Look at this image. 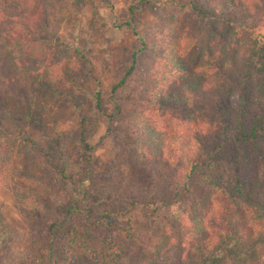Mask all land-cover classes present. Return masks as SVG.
Returning <instances> with one entry per match:
<instances>
[{"label": "trees", "instance_id": "trees-1", "mask_svg": "<svg viewBox=\"0 0 264 264\" xmlns=\"http://www.w3.org/2000/svg\"><path fill=\"white\" fill-rule=\"evenodd\" d=\"M87 4L0 0V65L10 83L0 88V106L14 103L0 118L13 123L11 137L0 131V148L9 153L17 149L12 139L21 141L23 155L14 156L12 164L31 184L17 196L21 212L49 214L42 236L32 239L36 252H29V260L10 257L8 264H126L127 258V264H222L224 259L264 264V43L238 26L249 21L264 30V0L190 1L197 32L206 29L212 35L207 41L219 40L215 57L197 63L196 70L165 56L156 71H146L159 81L146 97L180 109L185 122L206 121L207 128L165 136L131 106L127 88L137 52L111 82H103L96 67L88 70L92 87L84 98L74 70L83 52L64 45L60 30L65 22L75 24ZM113 27L133 28L138 50L147 45L130 20ZM202 67L219 80L206 79ZM31 88L41 97L34 108L21 101L22 91L26 95ZM105 91L115 104L107 131L123 139L132 166L150 172L137 176L132 169L126 178L138 181L130 188L114 168L99 174L93 168L92 140ZM66 103L78 113L77 127L46 140L24 134L15 122L24 116L40 119L38 109ZM174 144L179 158L173 164L163 159L162 148ZM0 229L4 245L8 234ZM172 230L192 235L190 248L174 247L168 237Z\"/></svg>", "mask_w": 264, "mask_h": 264}, {"label": "rangeland", "instance_id": "rangeland-1", "mask_svg": "<svg viewBox=\"0 0 264 264\" xmlns=\"http://www.w3.org/2000/svg\"><path fill=\"white\" fill-rule=\"evenodd\" d=\"M190 1L87 0L86 9L82 10L77 22L75 24L65 22L60 30V39L63 40L64 45L67 47L76 46L83 52V57L77 59L78 63H74V70L80 74L77 77L86 92L84 96L86 101L92 87L88 70L90 72L91 68L96 67L95 71L103 74V82H111L115 80L116 75L122 73L123 69L126 68V64L132 60V54L137 52L134 61L135 68L127 88L134 111L145 119L160 136L173 132L179 133L183 130L191 132L196 127L206 130V121H200L201 123L185 122L182 120L183 111L180 109L161 105L148 98V95L146 97V93L148 94L149 90L155 89L159 83L157 74L149 76L146 71L149 69L152 72L156 71L166 61L165 56L172 55L177 60L190 63L192 66L195 65L196 70L197 63L203 64L202 60L206 63L215 57L219 40L213 38L211 41H207L212 35L210 36L206 29L197 32V25L194 24L197 21V15L190 8ZM127 20L131 21L135 27L134 30H137L146 41L147 45L142 50H138L140 44L133 33V28L126 27V29L118 30L113 27L115 24ZM238 26H242L244 31H251V38L256 37L260 44L264 43V30L257 25L249 21H238ZM199 33L201 34L199 35ZM1 42L2 38H0V45ZM76 57L81 56L77 54ZM87 65L89 68H85ZM206 68H201L205 72L206 79H209L210 82H217L219 79L211 71L207 74ZM4 71L0 65V76L3 80L2 83H4L1 84L0 82V88L10 85L6 78L7 75H3ZM24 93L25 91H22V103H28L31 108L40 104L41 97L36 89L31 88L29 92H26V95ZM13 104L11 100L5 106L8 109ZM5 106L4 108L0 106V118L2 119L5 117L3 116L6 112ZM38 110L41 114L40 119L35 120L30 116H24L15 121L24 134L37 140H46L47 135L56 131L64 132L77 127L78 113L69 103L51 104ZM114 111L115 104L110 99L108 91H105L102 97L101 111L98 112L96 132L92 140V164L98 174L108 171V168H114L122 184L130 188V183H137L138 181L126 178L131 175L132 169H134L133 175L137 174V176L150 174V172L144 167L132 166L130 152L124 145L123 139L118 133L107 131L111 124L109 115ZM12 124V122L0 120V131L5 133L7 137L13 135ZM130 127L135 129L133 132L136 131V126L129 122ZM12 140L16 142V148L21 149V141L15 138ZM17 149L5 153L4 149L0 148V225L6 228L4 230L8 234L5 235L4 233V236H7L6 239L4 238L6 243L0 245V264H8L10 257H14V260L20 258L29 260V255L34 254L38 246L36 242L35 247H31L33 245L32 239L36 236H42L43 220L49 218V214L46 213L28 217L21 212V204L17 201V196L25 191H30L31 184H29L27 177L17 173L12 164L14 156L23 155L22 149L19 152ZM162 150V157L165 161H172L173 164L178 163L179 150L176 144L164 147ZM26 157L24 156L23 159ZM173 169L180 174L181 168L178 170V166H173ZM217 206V203L214 202L213 208L216 209ZM181 219L186 224L188 223L186 217ZM39 223L41 226L37 228ZM168 233L170 242L174 247L176 244H180L187 250L194 242V237L184 232L172 230ZM0 236L2 235L0 234ZM14 255H17L18 258ZM14 260H11L10 264ZM22 262L26 263V260L23 259ZM125 263H128V258ZM228 263V259H224L222 262V264Z\"/></svg>", "mask_w": 264, "mask_h": 264}]
</instances>
